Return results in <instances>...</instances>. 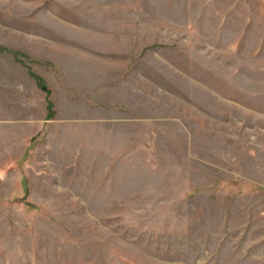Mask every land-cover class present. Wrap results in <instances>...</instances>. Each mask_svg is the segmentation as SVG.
Wrapping results in <instances>:
<instances>
[{
    "label": "rangeland",
    "instance_id": "374dc122",
    "mask_svg": "<svg viewBox=\"0 0 264 264\" xmlns=\"http://www.w3.org/2000/svg\"><path fill=\"white\" fill-rule=\"evenodd\" d=\"M0 264H264V0H0Z\"/></svg>",
    "mask_w": 264,
    "mask_h": 264
}]
</instances>
